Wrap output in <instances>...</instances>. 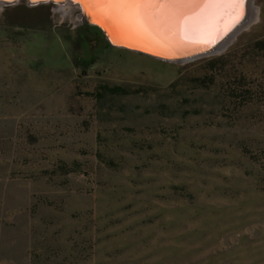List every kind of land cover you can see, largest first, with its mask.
Wrapping results in <instances>:
<instances>
[{
	"label": "rangeland",
	"instance_id": "rangeland-1",
	"mask_svg": "<svg viewBox=\"0 0 264 264\" xmlns=\"http://www.w3.org/2000/svg\"><path fill=\"white\" fill-rule=\"evenodd\" d=\"M77 14L0 6V264H264V0L182 63Z\"/></svg>",
	"mask_w": 264,
	"mask_h": 264
},
{
	"label": "water",
	"instance_id": "water-1",
	"mask_svg": "<svg viewBox=\"0 0 264 264\" xmlns=\"http://www.w3.org/2000/svg\"><path fill=\"white\" fill-rule=\"evenodd\" d=\"M21 0H0V6H11ZM29 6L39 4L69 5L77 12L80 24L97 28L105 40L113 47L145 55L165 62L182 63L199 57L216 53L225 47L240 27L248 19L249 9L253 0H246L241 9L239 20L231 21L225 28L221 25L214 27L207 35H211L204 42H193L188 39L184 42L177 40H155L148 31L130 30L122 21L111 16L109 10L93 0H23ZM248 10V11H247Z\"/></svg>",
	"mask_w": 264,
	"mask_h": 264
},
{
	"label": "snow or ice",
	"instance_id": "snow-or-ice-1",
	"mask_svg": "<svg viewBox=\"0 0 264 264\" xmlns=\"http://www.w3.org/2000/svg\"><path fill=\"white\" fill-rule=\"evenodd\" d=\"M93 2L105 6L111 16L122 21L130 30L149 31L165 25L177 35L189 28L193 22L188 18V11H193L201 5L210 8L225 6L230 12L237 14V21L242 15L240 10L246 5V0H93Z\"/></svg>",
	"mask_w": 264,
	"mask_h": 264
},
{
	"label": "bare ground",
	"instance_id": "bare-ground-1",
	"mask_svg": "<svg viewBox=\"0 0 264 264\" xmlns=\"http://www.w3.org/2000/svg\"><path fill=\"white\" fill-rule=\"evenodd\" d=\"M250 11L251 8L247 14L250 15ZM188 18L193 21L191 26L182 30L178 35L170 31L165 25L154 27L148 31V34L159 41L181 39V41L186 42L189 39L196 43L204 42L211 36L206 37L214 27L221 25L222 28H225L231 21L237 20V14L230 12L225 6L210 8L201 5L193 11H188Z\"/></svg>",
	"mask_w": 264,
	"mask_h": 264
},
{
	"label": "trees",
	"instance_id": "trees-1",
	"mask_svg": "<svg viewBox=\"0 0 264 264\" xmlns=\"http://www.w3.org/2000/svg\"><path fill=\"white\" fill-rule=\"evenodd\" d=\"M108 43V42H107Z\"/></svg>",
	"mask_w": 264,
	"mask_h": 264
}]
</instances>
